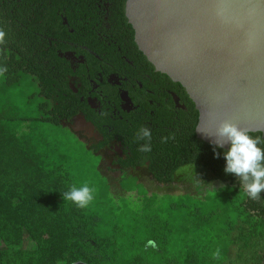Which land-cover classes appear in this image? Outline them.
<instances>
[{"label": "trees", "instance_id": "1", "mask_svg": "<svg viewBox=\"0 0 264 264\" xmlns=\"http://www.w3.org/2000/svg\"><path fill=\"white\" fill-rule=\"evenodd\" d=\"M57 2L0 0V66L8 68L0 75V264H264V191L253 200L224 173L226 150L217 157L196 138L197 111L185 132L144 157L156 164L159 156L160 182L191 165L193 193L150 195L124 175L119 189L137 197L115 196L98 156L64 125L76 102L46 72L36 33L55 20ZM85 182L96 189L86 207L62 199Z\"/></svg>", "mask_w": 264, "mask_h": 264}, {"label": "flooded vegetation", "instance_id": "2", "mask_svg": "<svg viewBox=\"0 0 264 264\" xmlns=\"http://www.w3.org/2000/svg\"><path fill=\"white\" fill-rule=\"evenodd\" d=\"M57 1L55 20L36 36L44 44L46 72L59 76L63 98L76 102L71 132L119 183L131 176L150 195L194 188L191 165L160 182L159 156L156 164L144 158L163 151L162 137L185 132L196 110L184 88L157 72L138 50L125 17L127 0ZM140 127L151 130V152L138 151L144 143L135 141Z\"/></svg>", "mask_w": 264, "mask_h": 264}, {"label": "water", "instance_id": "3", "mask_svg": "<svg viewBox=\"0 0 264 264\" xmlns=\"http://www.w3.org/2000/svg\"><path fill=\"white\" fill-rule=\"evenodd\" d=\"M125 17L138 50L194 104L197 139L214 145L204 134L225 121L264 135V0H127Z\"/></svg>", "mask_w": 264, "mask_h": 264}, {"label": "clouds", "instance_id": "4", "mask_svg": "<svg viewBox=\"0 0 264 264\" xmlns=\"http://www.w3.org/2000/svg\"><path fill=\"white\" fill-rule=\"evenodd\" d=\"M6 37L7 32L0 28V52H3V46L7 43ZM7 71L6 66H0V75ZM197 130L199 131V129ZM204 135L214 137L213 152L217 157L221 154L217 153L216 149L223 148L225 144L229 145L228 149L222 153L225 160L224 173L234 174L238 177L239 184L247 196L260 201V193L264 191V135L253 137L249 130L239 128L237 124L227 121L217 127L214 136ZM171 139H174V135L162 137L161 143H167ZM151 140V130L147 127H140L136 133L135 141H144V143L140 145L138 151L151 152ZM210 186L212 187V185ZM212 189L215 190L213 187ZM95 192L96 189L85 182L79 187L73 185L69 191L63 193L62 199L70 200L78 207L83 208L94 199ZM147 243L150 246H155L153 240H149ZM212 256L218 258L220 256L219 249L213 252Z\"/></svg>", "mask_w": 264, "mask_h": 264}, {"label": "rangeland", "instance_id": "5", "mask_svg": "<svg viewBox=\"0 0 264 264\" xmlns=\"http://www.w3.org/2000/svg\"><path fill=\"white\" fill-rule=\"evenodd\" d=\"M64 125L68 128V129H71L70 126H69V123H64ZM68 132V131H66ZM65 130L62 132V133H59L62 135V137H64L65 139H67V134H66ZM82 141V140H81ZM84 141V139H83ZM85 142V141H84ZM89 142H87L88 144ZM84 145V144H83ZM85 146V145H84ZM87 148V147H86ZM99 170L102 172L103 175H106L107 178L109 179L110 181V184L112 185V188L114 189L115 191V196L116 197H120V196H125V197H128L130 196L132 199H136V194L135 193H125V192H122L120 189H119V182L116 181V179L118 178V175L116 173H110L108 170H106L105 166H104V162H100L99 163ZM185 178H188L189 177L187 175H184ZM184 179V178H183ZM190 180V179H189ZM186 187V186H185ZM189 190L191 191L192 189L189 188ZM188 188L187 189H180L178 191H173L171 192L172 195H179V194H182V193H185L186 191H189ZM194 190H192L191 193H193ZM156 192H158V194H161V192H159L158 190H156ZM166 193V191H165Z\"/></svg>", "mask_w": 264, "mask_h": 264}]
</instances>
